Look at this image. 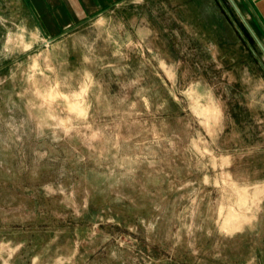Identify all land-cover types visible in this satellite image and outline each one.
I'll use <instances>...</instances> for the list:
<instances>
[{
  "label": "rangeland",
  "instance_id": "obj_1",
  "mask_svg": "<svg viewBox=\"0 0 264 264\" xmlns=\"http://www.w3.org/2000/svg\"><path fill=\"white\" fill-rule=\"evenodd\" d=\"M4 2L0 264H264V53L231 2L53 37Z\"/></svg>",
  "mask_w": 264,
  "mask_h": 264
},
{
  "label": "crops",
  "instance_id": "obj_2",
  "mask_svg": "<svg viewBox=\"0 0 264 264\" xmlns=\"http://www.w3.org/2000/svg\"><path fill=\"white\" fill-rule=\"evenodd\" d=\"M7 2V0H5ZM122 0H15L17 11L26 15L30 27L44 37H53L105 13ZM264 45V0H237ZM6 2H4L6 4ZM14 2V0H11ZM25 16V17H26ZM25 17L24 20L25 21ZM25 28V26L23 25ZM23 29V28H21Z\"/></svg>",
  "mask_w": 264,
  "mask_h": 264
},
{
  "label": "water",
  "instance_id": "obj_3",
  "mask_svg": "<svg viewBox=\"0 0 264 264\" xmlns=\"http://www.w3.org/2000/svg\"><path fill=\"white\" fill-rule=\"evenodd\" d=\"M231 2V4L233 5L234 9L237 11V13H239V15L241 16V19L244 21L247 29L250 31L251 35L253 36V38L257 41L259 47L261 48V50L264 53V45L262 44V42L259 40V38L256 36V34L254 33V31L252 30V28L250 27V25L246 22V20L244 19V17L241 15V13L239 12L235 2L233 0H229Z\"/></svg>",
  "mask_w": 264,
  "mask_h": 264
}]
</instances>
